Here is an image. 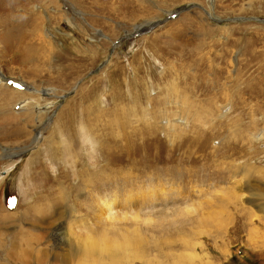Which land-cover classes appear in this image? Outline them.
<instances>
[{"label":"rangeland","instance_id":"1","mask_svg":"<svg viewBox=\"0 0 264 264\" xmlns=\"http://www.w3.org/2000/svg\"><path fill=\"white\" fill-rule=\"evenodd\" d=\"M4 85L0 264H264V0H0Z\"/></svg>","mask_w":264,"mask_h":264},{"label":"bare ground","instance_id":"2","mask_svg":"<svg viewBox=\"0 0 264 264\" xmlns=\"http://www.w3.org/2000/svg\"><path fill=\"white\" fill-rule=\"evenodd\" d=\"M0 87L2 88V86H0ZM1 88H0V94H1V97H0V117H1L0 123L2 125L13 124V123L14 124L15 123L20 124L21 123L22 125H19V126L22 127V126H25L26 123L34 122L37 114L39 115L38 119L42 120L44 118V115L43 114L41 115L37 111V107H38V103H39L40 99H37V97L30 95V94H26V93H23L20 91H15L14 89L9 88L5 85H4V89H1ZM34 98H36V99H34ZM16 99H20L24 103L23 108L20 111H15L13 108L10 107L11 104H12V106L15 104ZM3 128H4V126H3ZM10 154H14V152L10 153ZM1 155L4 157V154H1ZM103 204H104V207H102V208L106 210V212L108 213V217L113 218L112 215L115 214V212L113 211L114 205L109 204V202H107V205H106V201ZM130 207H132V205ZM32 210H33V208H32ZM123 217L124 216H122L121 218H123ZM139 226H141L140 223H139ZM61 229H58L55 232V234H54L55 239L60 240L63 238L62 234H64V231H62ZM124 236L125 237L123 238V240L125 239V240H128L129 242L133 241V236H131L130 234H127ZM106 242H108V241L105 240L103 237L98 242H96V240H94L90 237L87 240L86 245L88 247L86 248V251L84 254L90 255L91 253H93V249L95 248V250H96L97 247L101 248V249L108 248V249H110L109 253H110L111 258L112 259H119L120 252H117L118 251L117 249H116L117 251H114L115 248L113 245H111L110 241L108 242V244ZM115 247L124 248L123 245H120V244H116ZM81 253H82V251H81Z\"/></svg>","mask_w":264,"mask_h":264}]
</instances>
